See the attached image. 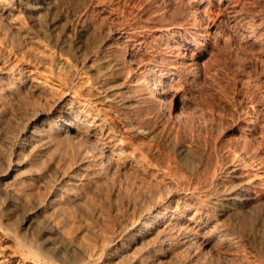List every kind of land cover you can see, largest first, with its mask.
<instances>
[{"label":"bare ground","instance_id":"obj_1","mask_svg":"<svg viewBox=\"0 0 264 264\" xmlns=\"http://www.w3.org/2000/svg\"><path fill=\"white\" fill-rule=\"evenodd\" d=\"M245 1L172 0L187 5H182V15L174 11L177 15L170 16L162 10L165 5L154 9V14L150 9L152 34L105 31L102 40L91 44L96 58L94 90L78 85L73 73L64 80L65 93L59 95L38 82L32 70L0 67V80L6 75L19 76L13 89L0 83L4 97H17L18 90L41 96L40 100L30 96L29 104L16 114L4 109L0 100V207L8 220L16 219L14 230L0 226V264H13L4 253L5 241L13 244L22 262L32 264H207L227 258L215 247L234 232L253 242L264 255V213L257 210L264 189L263 170L254 173L248 165L233 159L230 163L228 158L221 169L222 164L219 169L204 166L202 142L193 137L198 127L188 114L198 104L193 94L197 82L210 81L203 59L220 44L215 40L218 36L220 42L225 41V26L237 41L242 39L243 47H264L261 20L242 13ZM45 2L0 0V29L5 30L3 21L16 4L34 16ZM110 45L109 54L99 57L98 52ZM123 45L126 50H119ZM2 58L0 65H5ZM159 130L168 131L166 139L177 159L163 168L153 165L150 190L143 181L144 191L149 190L144 195L146 203L137 207L131 203V215L125 210L116 230V225L112 230L103 220L99 228L87 224L83 218L93 214L70 186L90 189L92 180H110L109 196H116L124 186L118 183L127 168H142L144 173L147 156L134 147L136 138H154ZM39 163L45 166L40 165V172L36 170ZM39 179L38 192L31 183ZM90 191L97 198L104 194ZM127 191L122 189L121 194ZM81 230L88 232L85 239L79 235Z\"/></svg>","mask_w":264,"mask_h":264},{"label":"rangeland","instance_id":"obj_2","mask_svg":"<svg viewBox=\"0 0 264 264\" xmlns=\"http://www.w3.org/2000/svg\"><path fill=\"white\" fill-rule=\"evenodd\" d=\"M13 1L16 2V0ZM45 1V3L40 5L39 12L34 16L30 15L16 4L14 11L10 14L11 17L8 16L7 19L3 21L5 30L2 28L0 29V40L5 43L3 44L0 41V57L2 58L3 56L2 59L5 61V65L2 64L3 66L0 65V67H8L12 71L17 68L32 70L38 82L44 83V85L52 89L53 93L59 95L65 93V79L73 73L77 74L76 82L78 85L86 86L93 90L95 89L93 86L94 74L92 69L96 63V58L95 54H93L94 52L92 51L91 44L92 42L95 43L102 40L106 32H133L137 34L138 31V34L141 33V35L146 32L152 34V26L154 24H152V17H154V15L151 14H154V9H160V7L162 8L165 5V8L163 7L162 10L168 12L167 14L170 12L169 15L174 17L177 15L174 14V11L175 13L179 12L178 15H182L184 8L187 6L184 2H182L183 4H180L181 2L172 3V0ZM170 2L172 5L169 4ZM173 4L178 5L174 6ZM184 4L185 7L183 8L182 5L184 6ZM241 6H243L241 9L244 11L242 12L243 14L245 13L244 15H251L250 17L252 19L261 20L260 26L263 28L264 34V0H246ZM150 9H153V11ZM204 25L205 22H203V26ZM224 28L225 33H222V35H225V41H222L223 43L220 42L221 38H218L220 37L218 36L215 40L220 44L206 53L203 59V64L206 67L209 78L211 77L210 81L208 84H201V80H199L196 84V90L193 93L194 96L196 94V102L198 103L191 111L189 110L190 112L188 111V114H191L189 116L191 119H194L198 127L195 129L193 137L202 142V149L206 151H203L205 158L204 166L210 165L209 167L215 166L219 169L222 164L220 167L221 169L227 165L229 162L227 160L231 159L230 163L234 160L242 163L245 167L248 165L247 168L250 167L249 169L254 173L260 168L263 170V173L260 175V180H262V186L264 187V47L257 50L245 46L243 47L241 44L242 39L239 40L240 42L237 41L232 36L233 34L228 31V28L226 26ZM241 37L242 36H239V38ZM217 41L215 43H218ZM106 47H104L106 49L102 48L98 52L99 57L102 58L109 54L108 52L111 51V45ZM124 47L126 48V46L123 45L119 50L125 51L126 49ZM229 51H233L234 55L230 56L228 54ZM17 78H19L18 75H6L0 80V83H5L7 87L10 86V89H13L15 86L17 87ZM4 92L6 91L4 90ZM16 93L18 94L17 97L15 95L4 97V93H0V100H3V108L15 114L18 108L29 104L31 101L30 96L33 95L32 97L37 98V100L41 98L39 93L32 94L30 91L18 90ZM198 120L200 121L198 122ZM158 132L159 134L154 138L140 136L135 140L134 147L139 149V153L143 157L144 155L147 156L143 159V164L146 166L143 165L145 168L142 166L144 168V173L140 171L142 168L138 170L140 173L142 172V175L136 169L127 168L128 171L126 170L124 177L120 180L122 184L118 183V185H124L121 187L124 192L129 190V192L127 191L128 193L122 192L121 194L122 189L120 187L121 190L117 193V197L109 196V190L113 185V181L110 182V180L103 179L99 181L92 180L91 183L94 181V184L90 183V189L92 188L97 192H102L100 195L104 193L101 195V198L93 196L92 192H89L90 189L85 186H70L72 192L76 195L78 194V198L81 197L80 202L86 206L91 214H93L90 219L83 218L87 224L97 225L99 228V226H102L101 221L103 220V224L106 222V225L108 224L107 228L112 229L116 224L118 226L121 224L124 213L126 214L127 212V214H130L131 209L129 208L133 209V206L137 207L141 203H146L143 202L146 201V192L150 190L151 184H153L154 181V179H152L153 177L149 175L153 165L156 168H163L165 163L167 166V162H174L177 159L175 153L172 151L171 145L169 146L166 139L168 131L163 132V130H159ZM165 132L166 134L164 136ZM202 138H205V140ZM210 147L214 150L213 152ZM209 148L210 151H207ZM129 151L131 152L132 150ZM160 154L162 155L161 157ZM163 154L167 157L165 158ZM152 156L153 158H151ZM154 156L158 158L159 161L162 159L161 162H159L158 159H154ZM164 160L166 162H164ZM243 160L246 162H243ZM156 161H158V163ZM220 161L223 163H220ZM147 162L153 164L149 166ZM154 162H156V164ZM40 165L45 167L43 163H39V167L37 164L38 168L36 167V170H38V172L43 168ZM135 170L138 173H136ZM135 176L137 177L134 178ZM126 177L127 182L125 183ZM151 179L152 181L150 184L149 180ZM143 181L146 183V186H150H147L149 190L147 187L145 188V191L146 189L148 190L146 192L144 191L145 183H143ZM104 183L107 185L109 184V186ZM40 185H42L40 179L31 183V186L35 187L38 192L41 188ZM140 185L142 188H137V186ZM129 188H132V192ZM107 190L109 192L106 193ZM135 190H137L140 195L138 192H135ZM133 192L134 194H132ZM260 192V202L257 210L264 213V189ZM135 193L137 195H135ZM126 195L128 197H126ZM129 200L130 202L128 203ZM2 215L3 213L0 207V221H3H1L0 226L14 230L16 219L8 220L6 216L3 215L2 217ZM120 215L121 219H119ZM96 219L100 220V225ZM96 222L98 224H96ZM12 224H14L13 227ZM106 225H103V227L105 226L106 228ZM117 225L115 230L118 227ZM16 230L17 229H15V231ZM112 230H114V228ZM19 233L23 236L25 235L24 232ZM85 234H88L85 230L79 232L80 237L84 239L86 236ZM228 234V239L225 237L227 242L224 241L222 244L215 247L217 251H221V254L224 252L226 254H224L225 256L228 255L227 258L220 260L215 259V261H213V259L211 262L209 261L211 264H264V255L259 253V250H257L258 248H256L253 242L245 238L243 239V236L236 232L230 235ZM10 244L11 243H7V241L2 243L3 247L5 246L3 249L5 252H3L8 255L13 264H32L29 260L22 262V258L18 254L16 255L17 252H15L16 250L13 248V244L9 246ZM233 260L234 262H232ZM241 260L243 263H241ZM209 262L207 264H209Z\"/></svg>","mask_w":264,"mask_h":264}]
</instances>
